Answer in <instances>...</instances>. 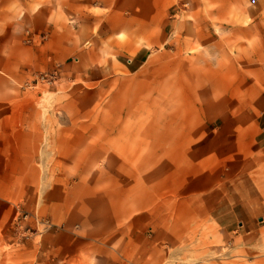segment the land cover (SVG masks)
I'll use <instances>...</instances> for the list:
<instances>
[{
	"label": "rangeland",
	"instance_id": "obj_1",
	"mask_svg": "<svg viewBox=\"0 0 264 264\" xmlns=\"http://www.w3.org/2000/svg\"><path fill=\"white\" fill-rule=\"evenodd\" d=\"M263 126L264 0H0V264H264V231L224 226L264 224ZM157 169L120 253L45 245L51 183Z\"/></svg>",
	"mask_w": 264,
	"mask_h": 264
},
{
	"label": "crops",
	"instance_id": "obj_2",
	"mask_svg": "<svg viewBox=\"0 0 264 264\" xmlns=\"http://www.w3.org/2000/svg\"><path fill=\"white\" fill-rule=\"evenodd\" d=\"M146 53V50H141L137 54L133 69L142 62ZM105 70L102 66L91 69L92 80L102 78ZM263 140L259 146H264ZM156 172L159 170L147 176H137L136 182L130 181L127 174L122 175L120 181H113V176H109L104 182L90 178L88 181L75 179L51 183L44 190L41 210L55 231L48 234L45 245L62 259L90 249L98 255L120 253L107 241L122 237L128 230L143 234L141 226L149 214L144 210L155 202L163 188L161 177ZM164 186L181 195H191L205 189L207 184L201 180L194 181L190 173L180 181L165 182ZM232 212L236 222L234 225L225 224L226 229L236 230L237 226L238 231L248 232L250 241L259 240L264 224L240 221V208H233ZM129 215H132L131 229H128ZM124 222L127 224L125 227L122 226Z\"/></svg>",
	"mask_w": 264,
	"mask_h": 264
}]
</instances>
